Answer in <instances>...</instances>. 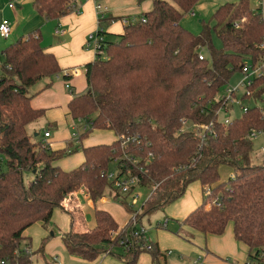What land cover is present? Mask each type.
Instances as JSON below:
<instances>
[{
  "label": "trees",
  "instance_id": "1",
  "mask_svg": "<svg viewBox=\"0 0 264 264\" xmlns=\"http://www.w3.org/2000/svg\"><path fill=\"white\" fill-rule=\"evenodd\" d=\"M198 1L152 0V8L126 24L115 39L108 38L102 26L97 29L103 37L101 52L86 65L87 90L74 94L69 109L75 120L88 126L78 141L94 129L112 130L116 139L83 146L84 161L72 170L57 162L79 146L69 143L66 149L51 150L44 140H32L27 131L45 113L32 106L30 89L45 78L49 86L60 75L57 57L43 46L38 31L19 37L0 52V155L6 157L0 161V261L33 264L29 251L20 249L25 232L37 223L49 225L56 209L70 218L69 230L62 236L70 255L91 262L113 254L121 247L127 225L112 237L111 230L121 226L111 212L96 206L91 228L76 193L85 189L94 204L109 193L132 211L127 196L121 197L102 176L115 159L124 157V169L139 176L143 187L153 186L141 205V221L199 183L202 201L181 223L204 235H221L232 223L235 239L249 248L250 262L264 264V162H251L253 141L247 138L251 131H264V114L259 106H246L240 117L225 123L218 117L224 102L217 97L232 75L243 71L246 57L253 67H264V17L260 9L252 8L251 0L227 2L208 20L202 19L200 31L194 33L181 20ZM32 3L52 20L73 9L72 0ZM213 34L221 47L214 45ZM246 89L243 99H261L264 74L253 77ZM196 125L207 127L204 137L194 134ZM132 136L139 143L122 146V139ZM149 152L154 159L147 163ZM132 156L141 160L125 159ZM222 165L230 166L235 178L222 180ZM26 171L33 174L28 184ZM46 240L37 252H44ZM152 243V250L122 248L116 257L137 264L140 255L148 253L153 263L159 262L162 252Z\"/></svg>",
  "mask_w": 264,
  "mask_h": 264
},
{
  "label": "crops",
  "instance_id": "2",
  "mask_svg": "<svg viewBox=\"0 0 264 264\" xmlns=\"http://www.w3.org/2000/svg\"><path fill=\"white\" fill-rule=\"evenodd\" d=\"M32 1L33 0H0V23L3 20L10 21L12 27L10 37L14 36L16 40L23 35L29 34L32 30H34L33 32L38 31L44 40L43 46L47 51L55 54L62 72L58 77L54 78L51 85L47 86L50 80L45 78L40 81V86H36V84L34 85L35 88H31V93H33L31 100L32 106L34 108L44 109L45 113L40 119L30 123L27 126V131L29 132V129L32 128L37 139L46 141L51 150L66 149L71 143L73 144V148L80 145L83 147L99 143H111L116 139V135L112 130L94 129L93 131L97 130L109 133L107 138H104V141L101 139L102 141H94V143H91L92 136L89 137V135L94 133L93 131L81 142L74 137L76 132H83L84 121L75 120L71 116L69 102L74 94H80L87 90L86 65L96 59V52L93 49H88L85 46V42L89 33L97 31L100 26L105 29L108 35L123 33L125 27L122 21L123 18L128 19L133 17L131 15L133 12H136L137 15L139 14L137 12L141 10H144V12H147V10L149 11L152 8V0H145L141 4H139L137 0H72L73 9L69 13L54 20L48 19L45 15L38 13ZM236 1L238 0H199L192 11L195 14H201L206 17V19H209L221 4ZM11 2L15 3L14 8L9 6ZM97 3L102 4V11L106 12L109 21L101 22V11L97 10ZM258 3L262 7L261 11L264 17V0H258ZM47 22H52V25L55 27V39H49L48 35L43 34L45 28L50 25ZM181 24L194 33H198L201 29V25L197 28L183 22V20ZM7 46L8 42L0 35V52ZM67 84L70 85V88H67ZM77 124H82V131L77 127ZM52 129L55 130L54 133ZM45 131H50L49 137H45ZM69 160H73L71 164L66 162ZM83 161V151L77 149L75 152L58 160L57 163L64 170H72L78 167ZM195 188L198 189L196 192L198 195L194 198L185 196V194L166 206L167 211H169L174 218L179 220V226H177L181 232L176 234L159 229L157 230L159 232V237H157V239L150 237V239L158 245L161 252L172 250L173 253H179L183 256H185L184 254L189 255V253L194 252V255L197 256V258L201 257L206 264H245L248 261L249 248L244 243L235 239L232 223L227 225L225 232L221 235H204L181 223V221H183L202 201V189L199 183L190 185L188 189ZM83 197L87 200V197L81 196V201L84 199ZM87 202L95 209L96 204H94L91 197ZM103 203L109 204L110 202L108 200V202ZM110 207L114 210L118 209V206L114 204ZM58 210L59 209H56L54 211L51 220L56 226L58 224L56 222V215H58L56 212L58 213ZM107 210L114 216L113 210ZM128 219L129 216L126 222L121 224L117 220L116 221L120 226H123L127 223ZM67 220L70 221V218H67ZM89 226L92 228L95 225L93 226L92 224ZM29 229H27L25 235L28 238L27 242L32 246V238L28 235ZM183 235H185V237H183ZM48 246L49 243L45 247V251L48 249L50 250ZM52 247L51 249H53ZM50 253H52V251H50ZM33 254V257H35L36 251H34ZM73 258L74 261H72V264H80V262L84 264H125L108 255L98 257L91 262L84 259L81 260L77 257ZM164 259L167 264V256ZM37 263L39 264V262ZM37 263L33 261V264ZM137 264L154 263L150 254L143 253L140 255Z\"/></svg>",
  "mask_w": 264,
  "mask_h": 264
},
{
  "label": "rangeland",
  "instance_id": "3",
  "mask_svg": "<svg viewBox=\"0 0 264 264\" xmlns=\"http://www.w3.org/2000/svg\"><path fill=\"white\" fill-rule=\"evenodd\" d=\"M251 6L253 9H260V10L262 9L261 5L258 3V0H251ZM143 12H144V10H141L140 12H137V13H139L137 15H140ZM191 12L192 11H190L189 13H186L184 15V17L182 18L183 22H186V23L193 25V26L198 28V27H200V21L202 19L208 20V19H206V17L202 16L201 14L196 13L194 16H192L190 14ZM131 15L133 17L137 16L136 12H133ZM48 24H50V25L45 28V30L43 31V34L48 35L49 39H55V37H54L55 27L52 25V22L48 23ZM33 31L34 30H32L31 32H33ZM115 37H116V35H108V38H111V39H115ZM6 41L8 42V45H10L11 43L15 42L16 39L14 38V36H11L10 38L6 39ZM43 41L44 40L42 39V44H43ZM213 43L216 47H221V41L216 36V34H213ZM203 54L207 58L211 59L207 49L203 50ZM103 57H104V54H103ZM245 62L247 64H250V65L252 64L250 58H248V57L245 58ZM261 73L264 74V68L261 69V71L258 74L254 75L253 77L258 76ZM243 78H244V72L243 71H236L232 75L229 83L221 89L220 93L217 96L218 98H221L227 92L228 88L234 89V88L239 87L238 90H236L234 93L233 102H228V104H227L228 111H226L225 109H222L219 112L218 117L223 121L226 118L232 120V119H235L237 117H240L242 115V112H243L242 106H247V107L259 106L261 109L264 110V94L262 95L261 99H254L253 96H248L245 99H243V94L247 91L245 86H240V83L242 82ZM39 83L41 84V82H39ZM39 83H37L36 86H40ZM33 87L35 88V86H33ZM32 89H30V92ZM251 92L252 91L250 90V93ZM81 125L82 124H77V127L80 128V131H82ZM52 131H53V133L55 132V130H53V129H52ZM72 132H73V130H72ZM93 132L94 133L92 135H89V137L92 136V138H91L92 142L91 143H94V141H100L101 139H103V141H104L105 140L104 138H107V136L109 134V133L100 132L97 130L93 131ZM28 133L30 134L32 140L37 139V137L35 136V132H34V130H32V128L29 129ZM252 141H253V148H252V151L250 153V160L252 163H256V164L263 163L264 162V135H259L256 138H253ZM78 150H82L81 145L78 147ZM2 157H3V159H6V157L4 155ZM72 161L73 160H69L66 162L68 164L69 163L71 164ZM2 167H3V170L6 169L5 162H4ZM232 171H233V169L228 165L220 166L219 173H220V176L222 177V180H226L229 177V175L232 173ZM108 172H111V173L117 172L116 165L114 162L110 164ZM32 175L33 174L30 173L29 171L24 172L25 184H28V182L30 180H32ZM188 188L185 192L186 195L184 194L185 196H190L191 198H194L195 196L198 195L196 193L198 191L197 188H195V189H188ZM152 189H153V186H147V187H141L140 188L139 192L141 193V197L139 199L138 206H140L141 204L144 203V201L147 200ZM81 196H85V197H87V196L83 195V194L78 195L79 200L83 206L84 212L86 214V220H87L88 225L93 224V226H94L95 225L94 209L87 202L89 197H87V200L83 197L84 199L81 201ZM105 197L107 200L104 202L106 203L109 200L110 203L104 204L103 201H99V202H97L96 206L100 207V208L113 210V214H114L116 220L120 224L126 222L129 214L124 209L123 205H121L120 201L115 199L114 196L109 194V193H107L105 195ZM112 204L117 205L118 209L114 210L113 208H111L110 206ZM56 214H58V215H56V217H57L56 222L58 223L57 226L55 223L51 222L47 226H44L40 223H37V224L33 225L32 227H30V229L28 231V235L31 236V238H32L31 248H28V245H27V239L28 238L24 239L21 242L20 249L21 250H28L30 253L31 259L35 263L39 262V264H42V263H45V264H72V261H74L73 257H75V256H72L68 253V251L66 250V248L64 246L63 239H62L63 233L65 231H67L69 228L70 221L67 220V218H69V216L65 212H63L61 209H59L58 213L56 212ZM166 219H168L170 222L167 230L159 227L161 225V223H163L164 220H166ZM178 223H179V220L174 218V216L172 214H170L169 211H167V207L153 210V211L149 212L147 215L143 216V218H142V224L147 228L148 235L150 237H152L153 239H157V237H159V232L157 231L159 229L166 231V232L169 231L172 233H176V234L181 232L178 229V226H179ZM183 237H185V235H183ZM43 239H47L45 247L49 243L48 247L50 248V250L49 249L46 251L44 250L43 253L37 252V250L41 246ZM51 247L53 249H51ZM34 251H36L35 257H33ZM50 251H52V253H50ZM122 251H123L122 247H116L113 250V254H110L108 256H110L112 258H116L117 260H119L116 256L118 254H120ZM180 253H182V252H180ZM184 255L185 256H183L182 254H179V253H177V254L173 253V254L167 256V264H193L192 260L194 258H197V256L194 255V252L189 253V255L188 254H184ZM103 256H106V255H101L100 257H103ZM77 258H79V257H77ZM79 259H81V258H79ZM250 259L251 258L248 255V262L250 261ZM81 260H83V259H81ZM80 264H84V263L80 262ZM154 264H166L165 259L161 258L159 262H155Z\"/></svg>",
  "mask_w": 264,
  "mask_h": 264
},
{
  "label": "built area",
  "instance_id": "4",
  "mask_svg": "<svg viewBox=\"0 0 264 264\" xmlns=\"http://www.w3.org/2000/svg\"><path fill=\"white\" fill-rule=\"evenodd\" d=\"M9 6L11 8L15 7V3L11 2L9 4ZM102 4L101 3H97V10L101 11L100 12V20L101 22L104 21H109L107 16H106V12L102 11ZM192 16L195 15V13L192 11L190 13ZM123 23L129 24L131 22H135L136 18L135 17H131V18H123ZM60 31V30H59ZM12 33V27H11V23L7 20H3L0 23V35L5 38L8 39L10 37ZM103 40V37L100 36L97 31L95 32H91L89 33V35L87 36V40L85 42V46L89 49H93L95 52L99 51V48L101 47V42ZM101 52V51H99ZM200 58L202 59L203 56L202 54L200 55ZM0 65H1V53H0ZM263 66H257V67H253L250 64H245L243 72H244V78L242 80V82L240 83V86H248L251 83L252 77L256 74H258L261 69H263ZM263 74V73H261ZM259 74V75H261ZM67 88H70V85L67 84ZM239 87L237 88H228L227 92L221 97L223 100V104L222 106L219 108L218 110V114L222 109H225L226 111H228L227 109V104L228 102H233V96L236 90H238ZM243 111H247V107L243 106ZM262 113L264 114V110L261 109ZM79 121L81 119H78ZM225 123L229 122V119L226 118ZM207 127L205 125H196L193 127L194 130V134L197 137H204V133H205V129ZM88 129V126H84L83 127V131H86ZM80 132H76L74 134V137L76 139L79 138L80 136ZM45 137H49L50 136V131H45L44 133ZM259 135H264V131L262 130H255V131H251L247 134V138L252 140L253 138H256ZM45 143L48 145V143L45 141ZM129 143H133V145L139 143L137 141V137L136 136H132L131 138H125L122 139V146L127 147ZM49 146V145H48ZM122 158H117L114 160V163L116 165V169L117 172L116 173H111L108 171L102 172V176L107 177L111 182H112V186L114 188L115 191H117L119 193V195L121 197H125L127 196V199L130 203V206L132 208V211L129 212V219L127 221V223L124 225H127V234L123 237L120 238L119 242H120V246L125 249V250H140V251H149L152 250L153 247V243L152 240L150 239V236L148 235V230L147 228L142 224V221L139 219V214L141 212V205L138 206L139 203V199L141 197V193L139 192L140 188L143 187L141 184V180L140 177L137 175H131V173L128 172V170L124 169L126 166H124V163H122ZM2 156L0 155V161H2ZM128 161H132V162H136L137 160H141L140 157H136V156H132V157H126L125 158ZM154 159V154L152 152H149L146 157L144 158V160L149 163L150 161H152ZM230 178H235L234 173L232 172L229 175ZM77 196L79 194H83L86 195L87 197L90 198V195L88 193V191H86L85 189H80L77 193ZM151 194V193H150ZM150 196V195H149ZM148 196V197H149ZM106 198L105 196L101 197L100 201H105ZM213 203H217V199L213 200ZM169 220L166 219L164 220L163 223H161V225L159 227L164 228V229H168L169 227ZM121 226L119 229L117 230H111L110 234L112 235V237H117L120 232L121 229L124 227ZM173 252L172 250H165L164 252H162V256L161 258H165L166 256L171 255ZM193 264H206L201 257L199 258H194L192 260ZM0 264H8L7 261L2 260L0 261ZM245 264H252V262H246Z\"/></svg>",
  "mask_w": 264,
  "mask_h": 264
}]
</instances>
